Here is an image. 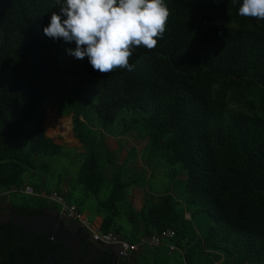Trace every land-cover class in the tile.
<instances>
[{"label":"trees","instance_id":"trees-1","mask_svg":"<svg viewBox=\"0 0 264 264\" xmlns=\"http://www.w3.org/2000/svg\"><path fill=\"white\" fill-rule=\"evenodd\" d=\"M165 3L157 46L134 48L132 70L102 74L68 53L74 43L44 34L57 0H0V190L55 191L80 212L92 198L100 230L130 243L172 229L185 264H264V20L241 17L242 0ZM49 98L57 115L71 114L83 150L65 191L61 176L48 177L53 157L70 150L44 132L40 105ZM105 134L120 148L125 135L146 141L119 163ZM138 159L151 174L168 167L162 190L154 194L145 169H134ZM130 186L145 191L139 210ZM23 196L17 209L29 214L48 201ZM28 253L22 264H37Z\"/></svg>","mask_w":264,"mask_h":264},{"label":"clouds","instance_id":"clouds-1","mask_svg":"<svg viewBox=\"0 0 264 264\" xmlns=\"http://www.w3.org/2000/svg\"><path fill=\"white\" fill-rule=\"evenodd\" d=\"M44 34L74 43L68 53L87 57L95 71L108 74L117 68L132 70L133 49L157 46L166 31L170 11L165 0H57ZM241 17L264 20V0H242Z\"/></svg>","mask_w":264,"mask_h":264},{"label":"flooded vegetation","instance_id":"flooded-vegetation-1","mask_svg":"<svg viewBox=\"0 0 264 264\" xmlns=\"http://www.w3.org/2000/svg\"><path fill=\"white\" fill-rule=\"evenodd\" d=\"M23 199H19V201H23ZM26 209L21 211L15 208L14 210L15 213L23 218L27 226H21L26 232L23 234L15 232L10 227L14 224L10 220H19L18 216L13 217L14 215L12 216L9 213L7 207L0 214V264H22L25 256L29 254L28 252H34L38 256L37 264L40 260L47 259L50 254L57 264H107L108 260H110L109 264H133V262H136L135 253L137 251L127 258L121 257L116 246L95 241L90 231L82 225L83 229L79 232L66 235V237L62 235L59 237L65 241L64 244L53 242L54 239L38 234L34 229L36 227V217L46 218L48 214L58 211L69 218L54 202L48 200L46 204L41 206V211L37 215L27 213ZM46 239L49 241L50 251L45 258H41L39 255L40 246L43 244L42 241ZM52 249L53 251L51 252ZM136 264L138 263L136 262Z\"/></svg>","mask_w":264,"mask_h":264},{"label":"rangeland","instance_id":"rangeland-1","mask_svg":"<svg viewBox=\"0 0 264 264\" xmlns=\"http://www.w3.org/2000/svg\"><path fill=\"white\" fill-rule=\"evenodd\" d=\"M41 107H44L45 112L48 108H52L53 113H55V115L57 117H55L54 114H49L48 117H52L53 119H50V123L52 125V131L51 134H49V124L47 123L46 120V129H44V132L46 135L54 138V140L58 143H61L62 145L66 146L69 150V152L67 154H60L57 155L55 157H53L52 159V170L54 172V174H49V178H53V182L52 184L61 176L62 177V186L63 187H68V184L70 181H72V178L76 175V171L79 167L80 164V153L82 152V148L81 145H79V142L76 140V138L73 135L72 132V124H71V120H72V116L70 115H65V116H59L56 114V108L53 104V101H50L49 99H46L45 101H43L40 105ZM39 106V107H40ZM39 113V108H37L34 112V118L38 115ZM96 121V120H95ZM114 125V124H113ZM56 127V128H55ZM48 131V132H47ZM105 137H108L109 144L108 146L110 148H113V151L116 150L117 151V161L119 163H121L125 156H126V151L133 145L135 146L138 151L141 150V148L143 147L146 139H136V137L131 136V135H125L124 137L121 138V148L119 147L118 143H117V139L118 137L116 136H112L110 134H105ZM134 169L135 170H139L141 169H146L145 166V161L144 159L140 160H136L134 161ZM167 170L168 167L165 165H159L157 169H155L153 171V173L151 174L152 176H150V174L148 175V178L150 180L151 183V188L153 190V192L157 193L158 190H162V187L165 186L166 182H167ZM150 171V170H149ZM147 174V173H146ZM25 176L22 177V180L25 181ZM111 186V180L110 178L107 179V181L105 182V186L103 187V189L100 192L101 197H105L108 193H109V188ZM54 185H52V189H53ZM127 192L130 193V188L127 189ZM12 198L15 199H23V195L20 193H13V194H9ZM69 204V203H68ZM90 205V207L87 205V207H84V212H85V217L90 221V222H94L96 221V214L93 211V205H94V199H89L88 203ZM144 247L148 248V246L144 245ZM159 249V248H158ZM147 252H149L147 250ZM146 252V253H147ZM158 255L161 258L167 257L168 261L170 264H180V255L177 251H173L170 253V255H166V252L163 251L162 248H160L158 250Z\"/></svg>","mask_w":264,"mask_h":264},{"label":"built area","instance_id":"built-area-1","mask_svg":"<svg viewBox=\"0 0 264 264\" xmlns=\"http://www.w3.org/2000/svg\"><path fill=\"white\" fill-rule=\"evenodd\" d=\"M20 192L42 197L46 200L54 202L59 205V207L66 213V215L81 223L88 231H90L91 236L95 241L106 243L112 246H117L118 253L121 257L127 258L134 252L138 251V243H130L122 239L118 234L114 232H103L101 230H96L92 227L91 222L86 219L82 212H80L75 205L68 204L64 198L55 191H35L30 185H25L19 189ZM174 237V231L172 229L162 230L159 233L153 234L147 238L148 243L153 246H164L168 252H172L178 249L173 243L169 242L170 239Z\"/></svg>","mask_w":264,"mask_h":264},{"label":"crops","instance_id":"crops-1","mask_svg":"<svg viewBox=\"0 0 264 264\" xmlns=\"http://www.w3.org/2000/svg\"><path fill=\"white\" fill-rule=\"evenodd\" d=\"M56 108V107H55ZM49 114H54L55 115V113H53V111H52V108H48L47 110H46V116H45V119H44V122H43V126H44V129H46L47 130V128H46V120H47V118H48V115ZM56 114H57V112H56ZM55 117H57L56 115H55ZM72 124V123H71ZM48 132V131H47ZM49 134H51V132H48ZM48 136V135H47ZM50 137V136H49ZM52 138V137H51ZM53 140H54V138H53ZM77 140V139H76ZM55 141V140H54ZM78 141V140H77ZM109 141L110 140H108V137H105V142H106V145H107V147L109 148V150L110 151H113V148H110L109 146H108V144H109ZM56 142V141H55ZM79 142V141H78ZM56 143H58V142H56ZM59 144H61V143H59ZM79 145H81V143L79 142ZM110 145V144H109ZM81 151H83V150H81ZM141 169H142V167H141ZM145 171L147 172V174H146V177L148 178V175L149 174H151L150 173V171H149V169L148 168H146L145 169ZM108 178H110V180H111V173H109L108 175H107V179ZM25 185H28V184H25L24 183V185L23 186H25ZM23 186H21V187H23ZM68 188V187H67ZM67 188L66 187H63L62 186V189L65 191V190H67ZM130 188V193H128V198H129V201L131 202V204H132V206L136 209V210H139L140 208H141V206H142V203H143V200H144V196H145V191H144V189H142V188H139V187H135V186H130L129 187ZM19 191V190H18ZM20 192V191H19ZM12 192H8V191H2V190H0V214L2 213V212H4L5 210H6V207H7V209H8V211H9V213L13 216V212H15L14 210H15V208H17V206H18V204L22 201H19L18 199H15V198H12L9 194H11ZM154 194H155V192H153ZM22 194V193H21ZM25 194V193H24ZM23 194V195H24ZM24 200V199H23ZM83 213V215H84V217H85V212H82ZM190 214V213H189ZM186 216H188V214L186 215ZM86 218V217H85ZM87 219V218H86ZM12 223H14L13 221H12V219L10 220ZM14 224H16V223H14ZM91 224H92V227L94 228V229H96V230H100V224H101V216H99V215H97L96 214V221H94V222H91ZM18 225V224H17ZM123 239V238H122ZM139 244V247H138V251L135 253V260H136V262L138 263V264H144V263H153V262H155V261H164L166 264H170L169 263V261H168V259H167V257H164V258H161V257H159V253H158V250L160 249V248H162L163 249V251H165L166 252V255H170V253L171 252H168L167 251V249H166V247H164V246H153V245H151V244H149L148 243V240H147V236L146 237H143L142 239H141V241L138 243ZM144 245H146V246H148V248H146V247H144ZM159 248V249H158ZM147 250L149 251V252H147ZM174 251H177L178 253H179V255H180V264H185L184 263V260H183V257H182V254H181V251L180 250H174ZM147 252V253H146ZM173 252V251H172ZM216 264H221V262L219 261V262H217Z\"/></svg>","mask_w":264,"mask_h":264},{"label":"water","instance_id":"water-1","mask_svg":"<svg viewBox=\"0 0 264 264\" xmlns=\"http://www.w3.org/2000/svg\"><path fill=\"white\" fill-rule=\"evenodd\" d=\"M13 217L18 216L19 220L12 219V221L20 226L27 227L25 225V222L23 218L18 215L17 213L13 212ZM190 214L188 213L189 217ZM36 227L34 228L36 232L40 235H43L49 239H54L53 242H58L60 244H64V240L59 238L61 235L66 237V235H70L73 233L79 232L83 227L81 226V223L78 221H73L69 218H67L64 214L54 211L53 213L48 214V217H36ZM117 247V246H116ZM106 249V248H105ZM118 249V248H117ZM53 249L51 250V252ZM125 262V261H124ZM123 262V263H124ZM57 264L56 261L53 259L52 255L50 254L47 259L40 260L38 264ZM110 263V260H108V263ZM66 264V263H64ZM133 264H136V262H133Z\"/></svg>","mask_w":264,"mask_h":264}]
</instances>
